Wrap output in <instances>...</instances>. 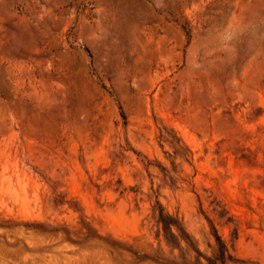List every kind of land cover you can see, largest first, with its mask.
<instances>
[{"label": "rangeland", "instance_id": "1", "mask_svg": "<svg viewBox=\"0 0 264 264\" xmlns=\"http://www.w3.org/2000/svg\"><path fill=\"white\" fill-rule=\"evenodd\" d=\"M0 264H264V0H0Z\"/></svg>", "mask_w": 264, "mask_h": 264}, {"label": "trees", "instance_id": "2", "mask_svg": "<svg viewBox=\"0 0 264 264\" xmlns=\"http://www.w3.org/2000/svg\"><path fill=\"white\" fill-rule=\"evenodd\" d=\"M159 221L164 224L165 231H166V239L168 244L180 246V238H182V235H178L173 231V225H177V220L169 215L165 214L163 211L159 214ZM182 231V230H181ZM225 256V253H224ZM225 260V257H224Z\"/></svg>", "mask_w": 264, "mask_h": 264}]
</instances>
